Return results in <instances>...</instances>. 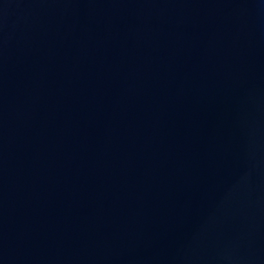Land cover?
<instances>
[{
    "label": "water",
    "instance_id": "obj_1",
    "mask_svg": "<svg viewBox=\"0 0 264 264\" xmlns=\"http://www.w3.org/2000/svg\"><path fill=\"white\" fill-rule=\"evenodd\" d=\"M0 264H264V0H0Z\"/></svg>",
    "mask_w": 264,
    "mask_h": 264
}]
</instances>
